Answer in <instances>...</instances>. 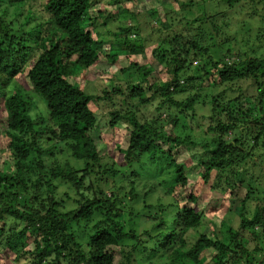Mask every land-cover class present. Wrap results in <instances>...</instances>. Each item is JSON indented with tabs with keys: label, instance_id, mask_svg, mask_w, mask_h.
<instances>
[{
	"label": "trees",
	"instance_id": "1",
	"mask_svg": "<svg viewBox=\"0 0 264 264\" xmlns=\"http://www.w3.org/2000/svg\"><path fill=\"white\" fill-rule=\"evenodd\" d=\"M174 1L188 15L199 7L200 15L186 17L190 21L185 20L180 33L167 36L153 49L151 62L142 63L140 58L148 54L141 24L120 27L118 41L104 52L107 42L95 31L100 20L105 26L108 19L103 0H0V114L5 115L1 121L6 119L4 149L11 156L0 168V257H9L2 264L10 258L14 264H116L111 248L120 250L119 264H135L139 253L160 249L171 250L163 255L166 264H205L207 252L213 254L211 264H264V194L254 191L250 166L256 165L252 152L260 142L264 145V31L251 54H233L232 48L223 53L227 43H219L224 32L221 35L222 27L215 23L224 12L207 13L206 3L232 10L248 0ZM9 10L25 17L24 22H9ZM149 16L165 31L173 29L156 9ZM102 56L111 68L117 67L121 82H111L102 95H91L71 79L91 73ZM155 61L163 65L164 82L149 83ZM125 75L131 76V83H122ZM246 87L255 94L248 97ZM209 88L222 90L205 100L202 92ZM98 102L109 107L110 130L129 132L127 147L116 148L122 166L107 164L91 135L99 123L94 107ZM201 104L210 108L203 116L205 135L168 132L170 127L186 130L183 121L193 129ZM181 148L189 155L185 164L176 161ZM65 152L75 165L47 159ZM147 159L158 171L164 164L171 170L162 184L174 202L164 205L159 199L163 215L152 219L150 230L139 233L136 227L146 218L130 203L138 199L140 176L124 175L122 168ZM195 169L213 192L230 197L234 188L246 186L247 195L238 206L237 231H214L216 237L201 234L186 251L185 235L201 227L203 214L188 204L181 207L174 195L187 190L188 171ZM248 175L253 183H247ZM155 189L154 183L151 193ZM189 196L197 204L196 193ZM148 197L146 193L144 199ZM243 230L257 243L252 251L242 244Z\"/></svg>",
	"mask_w": 264,
	"mask_h": 264
},
{
	"label": "rangeland",
	"instance_id": "2",
	"mask_svg": "<svg viewBox=\"0 0 264 264\" xmlns=\"http://www.w3.org/2000/svg\"><path fill=\"white\" fill-rule=\"evenodd\" d=\"M120 4L117 6L111 3V0H103L102 6L104 9L105 17L107 16V22L105 26L100 25L103 20H100L95 29L96 32H100L103 35V39L106 40V45L104 46V52L109 53V49L111 43H115L118 41L117 33L120 27H130L135 25H140V37L146 40L147 45V56H142L140 61L142 63H150L151 62V53L155 47L159 44L163 45L164 39L167 37L171 39L172 34H178V30H181L183 25L186 24V21H190L186 17L193 19L200 15L198 12V8L195 11L188 15L187 12H183L180 10V6L174 0H131L127 2L126 0H120ZM183 4L187 3L188 0H182ZM205 4V3H204ZM204 4L201 7L203 12L207 13H223V18L217 19L215 24H218L222 27V34L220 36L219 43H227L224 45V52L226 53L228 48L233 49V54L236 53H248L251 54L252 48L257 46L256 40L259 32L264 31V3L261 0H248L247 2H243L240 5L236 6L234 9L229 10L228 7L224 4H219L218 2L211 3L208 1L206 3V7L204 9ZM99 8V6H97ZM156 9L161 18L165 19L168 23L172 25L171 31H165L159 25H156L149 18V13ZM200 9V8H199ZM25 17L16 16V12L14 10H9L6 19L10 22H24ZM182 25V26H181ZM226 25V27L224 26ZM17 26V24H16ZM211 29V28H210ZM94 31V32H95ZM196 33V32H193ZM96 37V35H95ZM134 38V35H132ZM97 38V37H96ZM166 38V39H167ZM168 39V40H169ZM254 41V42H253ZM102 56V62L98 67H94L91 73L83 72L77 79H71L72 83L77 84L87 91V93L91 95H102L104 89L110 85V83H120L118 81L116 68H111L108 62ZM233 58H237L233 56ZM197 63H194L195 66ZM126 66L125 63H122V67ZM152 67L155 70V73L149 78V83L154 82H164L167 79V75L161 73L163 69V65L158 64V62H154ZM194 75H196L194 73ZM198 76V75H197ZM127 82L131 83L132 78L129 75H125L123 77L122 83ZM222 89H212L209 88L202 92L203 99L210 100L211 96L215 91H221ZM245 94L248 97H251L255 94V89L246 87ZM188 95L185 94L183 96L178 97L179 99H184ZM119 103V102H118ZM242 103H248L251 106L254 104L250 100H242ZM39 105H41V100L39 99ZM96 110V115L99 119L98 127L92 132V137L97 145L98 151L101 156L104 157V161L112 165L115 161L117 165H123V156L117 152V147L119 146L121 149H125L127 147L129 141V132L124 128H119V131L115 132L110 130L107 127V122L109 118L107 116V112L109 107L104 103H96L94 105ZM233 108H238V105L234 104ZM153 111V108H149V115ZM210 111L209 107L203 106L202 104L197 106L196 118H198L197 123L193 125V129L190 124L183 121V125L188 128L173 131V128L170 127L168 132L178 134H189L194 137H200L201 135H205L204 132L206 130L205 122L203 116L208 115ZM1 113V112H0ZM153 113V112H152ZM0 114V168L3 169L5 162H9L10 152H5L6 146H4L5 140L3 138V133L5 131V123L6 119H4ZM165 120H168V117L165 115L162 116ZM176 161L177 163L185 164L189 155L187 151L183 148L177 150ZM253 159L256 165H250L253 173H254V183L250 180V175L245 177L247 183H253L254 191H258L259 194H264V145L259 143L256 147V150L252 152ZM48 161L51 164L65 166L68 163L71 165H75V161L71 158L68 152L64 154L55 153V156L47 157ZM117 168H119L117 166ZM163 170L158 171L157 165L147 159L145 163L142 165H135L133 167H123L122 171L125 173L124 175H130L131 172H136L140 176L137 182L136 194H138V199L130 205L134 207L136 211L140 213L143 217L146 218V223L141 227L137 226V231L144 232L145 230H150L155 222L152 219H158L163 215V211L159 209V199H163L162 204L169 205L173 203V197L165 196L163 179H166L168 175L171 176V170L166 168V165H163ZM196 170V169H195ZM198 170L188 171L189 178V186L187 190L178 191L174 197L177 201H179L181 207L186 204L190 205L198 212H202V225L199 229L190 231L185 235L186 247L184 250L188 251L189 248L196 242L201 234H207L210 237H216L214 231L219 232L220 234L228 233V230L237 231L240 226V218H239V209L238 206L245 199L247 195L246 186L236 187L234 188L232 195L226 194L224 196L223 193L219 191L213 192L209 185L203 184L201 181ZM121 177V176H120ZM156 184V189L151 193L153 184ZM121 183H117L119 187ZM129 191V187H128ZM196 193L198 196L197 204L190 202L189 194L191 192ZM146 193H149V197L147 200L144 199ZM152 204V209H147V206ZM173 209H169L166 211L171 212ZM155 220V219H154ZM213 231V232H212ZM214 233V234H212ZM240 238L242 240V244L249 250H254L257 247V243L252 241L251 235L243 230L240 231ZM264 240V239H263ZM264 245V244H263ZM176 246H173L174 249ZM234 249V246L232 245ZM111 251L116 256V264H119L121 260L120 250L118 248H111ZM171 252H163L161 249L158 253H162V255L158 253H151L149 250L139 253L137 255V262L135 264H166L167 259L163 258L165 254ZM212 252H207L204 254L206 262L205 264H211ZM3 259L9 260L7 255H3L0 257V264H2ZM5 264H14L13 259L10 258V261L4 262Z\"/></svg>",
	"mask_w": 264,
	"mask_h": 264
}]
</instances>
